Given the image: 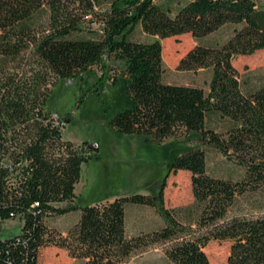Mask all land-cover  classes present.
<instances>
[{
    "label": "trees",
    "instance_id": "1",
    "mask_svg": "<svg viewBox=\"0 0 264 264\" xmlns=\"http://www.w3.org/2000/svg\"><path fill=\"white\" fill-rule=\"evenodd\" d=\"M224 26L230 34L222 43L197 42L177 65L208 70L206 90L162 82L160 40L189 34L198 41ZM136 27L154 39H130ZM260 50L264 7L253 0H0V221L20 222L16 235L0 240V264H37L47 246L83 264H124L166 242L169 264H209L202 251L209 241L229 244L226 264H264V84L243 93L231 65ZM88 73L94 83L76 105L107 84L123 85L127 106L108 120L117 134L155 145L197 136L200 148L171 160L154 199L133 194L78 205L74 186L96 147L62 138L69 114L52 117V92ZM202 149L233 171L207 174ZM178 171L190 175L192 203L167 209L164 181ZM241 204L248 205L242 212ZM126 205L153 209L162 225L127 238ZM76 212L63 237L45 226Z\"/></svg>",
    "mask_w": 264,
    "mask_h": 264
},
{
    "label": "rangeland",
    "instance_id": "2",
    "mask_svg": "<svg viewBox=\"0 0 264 264\" xmlns=\"http://www.w3.org/2000/svg\"><path fill=\"white\" fill-rule=\"evenodd\" d=\"M106 1L98 0L101 5ZM253 1L257 7H264V0ZM88 27L91 30L97 28L95 24ZM85 34L83 31L81 36ZM229 34L230 26H224L198 41L189 34L160 40L162 82L206 90L209 71L179 70L178 62L196 44H220ZM129 38L140 42L154 39L143 35L138 27L132 31ZM231 65L243 93L251 92L264 84V50L247 56H236L231 60ZM95 76L88 73L81 76L79 81L60 82L52 92V96L56 95L53 98L56 100L52 104L54 108L51 110L52 115L69 114L68 122L62 129V138L82 148L85 143L96 147L90 159L81 165L79 179L74 186L78 205L104 203L116 197L133 194L150 195L154 199L157 187L166 174L171 160L183 152L200 148L197 136L188 134L183 137H169L155 145L143 138L117 134L109 128L108 120L127 106L121 82L114 88L107 84L99 96L85 95L76 105L84 91L92 87ZM202 150L205 153L207 174L223 177L233 171V167L218 153L211 149ZM234 172L237 173L238 170L234 168ZM189 179L190 175L185 171L167 174L162 190L165 208L185 207L192 203ZM247 206L241 204L238 210L242 212ZM78 216L77 212L71 213L46 219L44 223L51 235L63 237ZM161 225L162 221L149 207L135 205L124 207V233L127 238L157 230ZM19 229L20 222L17 219L0 221V240L16 235ZM169 244V242L155 244L136 251L124 264H169L163 254V249ZM228 247L227 242L209 241L202 251L209 264H226ZM37 264H83V262L69 258L62 249L47 246L39 249Z\"/></svg>",
    "mask_w": 264,
    "mask_h": 264
},
{
    "label": "built area",
    "instance_id": "3",
    "mask_svg": "<svg viewBox=\"0 0 264 264\" xmlns=\"http://www.w3.org/2000/svg\"><path fill=\"white\" fill-rule=\"evenodd\" d=\"M53 118H56L54 115H52Z\"/></svg>",
    "mask_w": 264,
    "mask_h": 264
},
{
    "label": "crops",
    "instance_id": "4",
    "mask_svg": "<svg viewBox=\"0 0 264 264\" xmlns=\"http://www.w3.org/2000/svg\"><path fill=\"white\" fill-rule=\"evenodd\" d=\"M71 142V141H70ZM75 194V193H74Z\"/></svg>",
    "mask_w": 264,
    "mask_h": 264
}]
</instances>
